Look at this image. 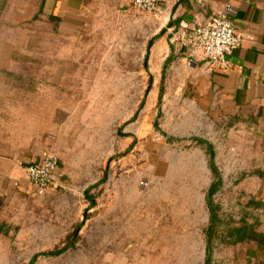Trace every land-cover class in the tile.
<instances>
[{
	"label": "rangeland",
	"instance_id": "1",
	"mask_svg": "<svg viewBox=\"0 0 264 264\" xmlns=\"http://www.w3.org/2000/svg\"><path fill=\"white\" fill-rule=\"evenodd\" d=\"M13 4L0 12V80L29 112L9 131L59 157L60 186L23 182L0 197V264H252L255 136L201 103L183 67L163 81L164 52L183 56L157 37L158 18L130 0H96L65 25L19 18ZM197 140L212 146L222 182L212 225L214 176Z\"/></svg>",
	"mask_w": 264,
	"mask_h": 264
},
{
	"label": "crops",
	"instance_id": "2",
	"mask_svg": "<svg viewBox=\"0 0 264 264\" xmlns=\"http://www.w3.org/2000/svg\"><path fill=\"white\" fill-rule=\"evenodd\" d=\"M91 1L96 0H0V12L14 2L15 8L23 9L19 18L43 17L54 22L58 19L60 24L70 25L86 14ZM130 1L133 3V0ZM157 4L161 14L152 15L161 22V38L164 35L166 39L170 38V45L173 29L176 33L193 29L221 13L228 14L236 30L243 36L241 46L228 57L232 64L230 70L211 68L202 60L200 53L192 60L180 54L184 60H178L169 49L168 52L164 50V67H167L165 71L163 67L161 78L165 77L172 65L183 67L181 71L187 72L189 78L196 81V93L201 103L223 111L225 120L230 121L229 127L232 128L231 122L233 125L238 122L241 129H249L251 135L255 136L261 156L255 172L257 191L254 198L259 217L257 229H260L261 237H257L256 252L246 261L264 264V0H157ZM167 24L169 29H166ZM7 88L8 83L0 80V197L23 182L31 185L26 167L40 163L46 157L37 144L32 147L30 142L25 146L20 140L16 141L15 136L23 134L9 131V121L27 115L29 110L18 107L20 95H9L15 91H8ZM26 117L24 120L27 122H22L19 127L27 130L31 129L32 123ZM24 135H32V132Z\"/></svg>",
	"mask_w": 264,
	"mask_h": 264
},
{
	"label": "built area",
	"instance_id": "3",
	"mask_svg": "<svg viewBox=\"0 0 264 264\" xmlns=\"http://www.w3.org/2000/svg\"><path fill=\"white\" fill-rule=\"evenodd\" d=\"M134 7L141 11L159 16L157 0H133ZM172 45L185 59L192 60L200 53L204 62L211 68L230 70L228 57L243 43V36L236 30L227 13L213 16L206 24L179 33L171 32ZM60 164L59 157L50 153L42 162L26 167V174L32 186L40 190L56 189L60 185L56 172Z\"/></svg>",
	"mask_w": 264,
	"mask_h": 264
},
{
	"label": "trees",
	"instance_id": "4",
	"mask_svg": "<svg viewBox=\"0 0 264 264\" xmlns=\"http://www.w3.org/2000/svg\"><path fill=\"white\" fill-rule=\"evenodd\" d=\"M57 22L58 19H56ZM162 32L157 35V37H161L162 36ZM156 38V37H155ZM166 67H164V71L166 70ZM165 77L163 76V81H164ZM164 91H165V88H164V85L162 84V87H161V95H160V101L159 103L161 104V101H162V97H163V94H164ZM156 126H157V122H155ZM170 141H172L173 139H169ZM197 142L200 144V145H205V148L207 150V153H208V156H209V167L212 171V174L214 176V180L213 182L211 183L209 189H208V193H207V205H208V209H209V212H210V225L216 223V220L219 218V211H220V207L218 205H215L214 203V196L217 194V192L220 190V187H221V178H220V173H219V170H218V167L216 166V163H215V155H214V152L212 150V146L209 145L207 142L203 141V140H197ZM210 231H211V227L208 229L207 231V245H208V251L210 250ZM209 235V236H208ZM251 236H250V233H247V229L243 232V237H240L241 239H237V241H245L247 239H249ZM66 249H62V250H58V251H52V252H48V253H45L44 255H47V256H58L60 254H62ZM207 257H209V252L207 254ZM209 261L207 260V262L205 264H209L208 263Z\"/></svg>",
	"mask_w": 264,
	"mask_h": 264
}]
</instances>
